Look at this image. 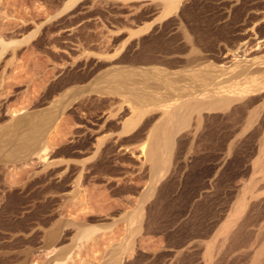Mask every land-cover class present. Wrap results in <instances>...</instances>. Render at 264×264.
<instances>
[{"label":"rangeland","instance_id":"obj_1","mask_svg":"<svg viewBox=\"0 0 264 264\" xmlns=\"http://www.w3.org/2000/svg\"><path fill=\"white\" fill-rule=\"evenodd\" d=\"M179 1L163 15V0H0V264H115L119 257L129 264H204L209 246L218 251L221 226L263 172L254 165L263 128L254 123L259 129L250 128L252 136L230 152L220 128L213 141L187 144L186 165L181 140L172 168L151 192L143 143L154 113L138 119L130 101L106 93L102 78L140 65L133 59L151 34L162 30L179 46L182 8L196 7L210 23L216 56L209 62L218 68L264 54L262 15H233L243 1ZM52 229L58 239L50 241ZM249 251L230 250L220 264H246Z\"/></svg>","mask_w":264,"mask_h":264},{"label":"bare ground","instance_id":"obj_2","mask_svg":"<svg viewBox=\"0 0 264 264\" xmlns=\"http://www.w3.org/2000/svg\"><path fill=\"white\" fill-rule=\"evenodd\" d=\"M163 1V15L165 11L170 10L174 7H178L180 2L179 0ZM240 1H243L241 3H243L244 6H241V4H239L240 6L238 5V8L234 6L236 8L235 12H233L235 18H239L240 21L241 19H243V16H248L251 14H255L256 16V14H260L264 19V0ZM236 2L238 3L239 0ZM234 7L231 6L232 9L229 8V10H233ZM192 8L189 9V11H186V13H184V8H182V13H180L181 17H179V22L177 25L178 28L176 29H179V35L181 36H179L178 39L182 38L183 42L181 41L182 43H180L179 46H176L175 44L172 45L176 37H172V39L170 37L169 39H164L162 35H159L164 34L162 33V30L159 31V34L156 31L158 35L151 34L150 36L149 33L148 37L150 36L151 39H149V41L147 39L145 40V42H148L146 44L144 43L145 45L140 51L137 50L139 53L135 52L138 53V58L137 56H135L136 54L133 55V57L135 56L136 58H131L133 60L137 59L135 61V64L140 65L133 68H126L122 71H117L115 69L112 71L110 70L107 73L105 72L106 74L102 76L105 83H108V85L106 83V88H108V90L106 89V93L112 92L113 94L115 93V95H121V99L122 97L126 98V100H123L124 102L130 101L131 108L133 110L132 112L133 114H136L138 116V119L144 117L147 113H154V115L151 116V119L146 121H151L152 125L151 127H149V130L147 129L149 132H146L147 138L145 139V143H143L146 146L145 150L147 153L146 155L149 164V172H151L150 178L152 177V185H150L151 192H154L157 182L160 180V178L162 179L161 172H167L172 168L170 164L172 163L171 161L177 153V144H181V140H184L183 145L185 147L187 144L191 146L195 141H213L218 137V132H222L220 128H224L222 134H224L223 137L226 140V143L228 141L227 151L230 152L231 150H233L234 144H238L239 142H242L243 139H248L250 136H252L253 133H251L249 129L254 128V123L257 122L259 124L258 126H261L260 129L263 128L264 132V54L261 55L263 58L261 56V58L258 56V58L256 57V59L252 60H246L245 58H243V60L236 59V61L234 59L235 62H231L232 66L228 67L226 66V64V68H218L216 64H213V62H209V58L211 56H216L214 55V53H212V51L214 52L215 49L212 48L211 45L212 39L214 38L213 36H215L216 33H214L213 28L210 27L209 22L203 23V20L201 19V17L203 16H201V14L196 10L197 8ZM240 17L242 18L240 19ZM174 19L176 20V18ZM185 19L188 21H192L191 23L193 24V26H190L189 29L191 30V27H194V29L196 30L195 37H193L191 33L186 30L188 26L185 29V25L183 24ZM245 20L247 21V19ZM187 23L185 24L187 25ZM262 26L264 28V25ZM242 27L245 28L244 24ZM259 28H261V26ZM176 29L174 28V30ZM245 31L246 28L243 34L245 33ZM151 33H155L154 29L153 32L151 31ZM237 36L238 39L241 37H239V34H237ZM242 37H244V35ZM260 37H262V35ZM259 40L257 41V44L260 45L262 42H258L262 40ZM195 41L197 42V44L199 43L198 45H204L205 47L202 46V48L204 47L206 50H210L211 53L208 54L207 52V54H204L200 48L201 46L198 47L197 45L196 47ZM143 42H139L140 45ZM238 42L240 41L238 40ZM174 45L176 47H174ZM238 45L240 47L242 44L240 43ZM243 46L245 47V44H243L241 48H243ZM204 48L203 50L206 51ZM218 48H221V46H219ZM236 48H238V46ZM163 55L166 61H162V59H160L161 57L163 58ZM166 55H173V57H168L169 59H167ZM122 57L127 58L124 56ZM161 63H165L166 66H160L159 64ZM176 63L177 65H179L178 63H182L179 69L174 68L177 66ZM227 67L229 70H227ZM102 90L103 88L100 89L101 92ZM121 101L122 100H120V102ZM131 108H129V110ZM130 114L133 116L132 113ZM148 116L150 117L149 114ZM130 118L127 120L129 121ZM147 125L149 126V124H146L145 126L148 127ZM258 129L259 128H254L253 132ZM23 133L21 132V134ZM0 144H2V142ZM29 144L33 143L29 142ZM189 145H187L188 148H184V165H186L187 159L190 156ZM31 147V150H33V146ZM180 152L183 153V151ZM260 152L262 153V156L255 161L254 165L261 168L263 172L261 173L260 177L253 176L251 182L249 181L250 183L248 184V186L246 185L248 196H242L239 199V202L236 203L237 207L229 216L230 218L221 226L219 235L221 236V243L219 242V249L214 253L215 250H213V244L212 247L209 246L208 251H205V258L203 259L204 264H220V260H224L222 256H224L226 252L240 248L250 249L249 256L247 259H245L246 261L248 260L246 264H264V223H260V219L262 218L261 214L264 213V208L262 209L261 207L262 205L264 206V140L261 144ZM16 153L14 152L15 155ZM158 197L159 196L156 195L155 199L157 200ZM193 197H195V195H193ZM196 199L197 198L195 197V200ZM140 209L141 210L139 211V215L138 212H136V217L138 215V218H142L146 214L143 211V208ZM185 214L186 213H184V215ZM48 233V240L52 241L58 239L57 231L50 230V232ZM187 243L188 241L184 242V248L187 247ZM244 252L245 251H243L242 254H244ZM125 260L126 259H124V257H119L115 258L114 261H112L115 264H129Z\"/></svg>","mask_w":264,"mask_h":264}]
</instances>
